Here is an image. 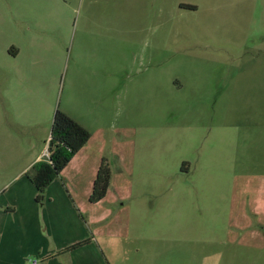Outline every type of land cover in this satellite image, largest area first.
<instances>
[{
	"label": "rangeland",
	"instance_id": "obj_1",
	"mask_svg": "<svg viewBox=\"0 0 264 264\" xmlns=\"http://www.w3.org/2000/svg\"><path fill=\"white\" fill-rule=\"evenodd\" d=\"M58 109L91 157L46 189L48 230L23 209L16 264H264V0H0L1 201L50 200L27 171Z\"/></svg>",
	"mask_w": 264,
	"mask_h": 264
},
{
	"label": "crops",
	"instance_id": "obj_2",
	"mask_svg": "<svg viewBox=\"0 0 264 264\" xmlns=\"http://www.w3.org/2000/svg\"><path fill=\"white\" fill-rule=\"evenodd\" d=\"M89 144H90V141L72 158V160L67 165V167L61 172L59 177H57L48 186V188L52 187V185H55V183H59V180L62 182L66 181V182H68V185H69L70 179L68 178V174L71 172H68V169L70 167H72L73 165H74V167H76L77 165L80 167L82 163L83 164L86 163L87 157L88 158H89V156L91 157V155H89V153H88ZM98 155L99 156L94 154L93 160H92V164H93L92 171L94 170V172H95V179H96L97 172H98V170L96 169L97 168L96 163H97L98 169H99L101 157L103 156L101 154H98ZM43 158H45V157L43 156L42 153H40L37 156V158L35 159V163L39 160H42ZM74 170H76V168H74ZM70 171H73V170H70ZM70 190L71 189L69 187V191ZM47 192L48 191H46V193ZM56 192H61V190L58 189V190H56ZM56 192L51 193V190H50L52 197H50V194L47 193V195H49V197H50V200L47 201V203L43 204L44 208L42 207V210L40 208H38V206H36V204L33 205V193H30L29 197H16L15 194H11L10 197L5 201H1L2 198L0 197V264H16V260H12V258L14 257L13 253H9L5 249L14 250V248H15V246H14V244H15V228L17 225L20 226L19 228H21V230L25 231V229H27L26 224L31 225V223L35 221V217L33 216V214H32L33 212L31 210H30V213H28V214L24 212L23 209L25 207H31L34 210H36L37 215H38L37 218H38L39 225H41V226L44 225V228H46V230H48L50 228L49 219L51 218V216H53L55 218V220L57 218L56 216L52 215V213H50V211H52L55 208V205H54L55 204V197L53 196V194H55V196H56ZM71 193H72V191H71ZM107 196H108V194H107ZM107 196L102 201H100L99 203H96V204H93L90 202V200H88L86 202V204H83V206L85 205L87 208V207H89V205L102 204V203H104ZM63 204L65 206H67V205L71 206V205L75 204V207H77L78 209H79V206L81 205V203L77 202L75 199H73V202H69L68 200H65L63 202ZM20 208H22L21 210H23V211L20 212L19 211ZM38 210H39V213H38ZM81 211H82V208L80 209V212ZM19 216H21L20 221H18ZM90 221H91V223L88 221L89 225L95 224L96 222H92V221H95V216H93L92 220H90ZM60 225L61 224H57V227L62 228ZM83 232L88 233V230H87V232H86V230H84ZM88 236H89V233L87 235H85V237L81 238V232H80V233L72 235L69 239L64 240L66 242L63 244H65L64 246L70 247V246L79 245V243L82 242L79 246H77V248H82L83 246H87V245H90V246L94 245L95 238L92 237L90 239V238H88ZM44 241H46V240L44 239Z\"/></svg>",
	"mask_w": 264,
	"mask_h": 264
},
{
	"label": "trees",
	"instance_id": "obj_3",
	"mask_svg": "<svg viewBox=\"0 0 264 264\" xmlns=\"http://www.w3.org/2000/svg\"><path fill=\"white\" fill-rule=\"evenodd\" d=\"M91 136L90 130L76 119L64 111L59 109L56 111L48 145L49 157L37 161L27 171L28 177L38 190V199L59 177L72 158L88 143ZM111 179L112 170L109 162L104 158L89 198L91 203H99L107 196Z\"/></svg>",
	"mask_w": 264,
	"mask_h": 264
},
{
	"label": "built area",
	"instance_id": "obj_4",
	"mask_svg": "<svg viewBox=\"0 0 264 264\" xmlns=\"http://www.w3.org/2000/svg\"><path fill=\"white\" fill-rule=\"evenodd\" d=\"M45 157H49V152H48V150H47V153H46Z\"/></svg>",
	"mask_w": 264,
	"mask_h": 264
}]
</instances>
